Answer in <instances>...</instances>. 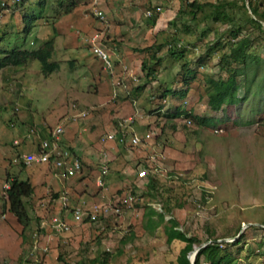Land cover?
<instances>
[{"label":"rangeland","instance_id":"374dc122","mask_svg":"<svg viewBox=\"0 0 264 264\" xmlns=\"http://www.w3.org/2000/svg\"><path fill=\"white\" fill-rule=\"evenodd\" d=\"M39 1L12 4L0 19L2 46L33 48L54 36L56 49L52 60L60 63V68L48 75L42 73L39 60H32L18 70L0 71V264H93L91 259H102L106 251L110 254L107 264H178L177 257L185 243L180 240L168 243L164 225L150 231L145 225V205L166 212V219L172 216L178 219L183 231L198 237L194 247L211 243L212 236L233 242L247 223H258L251 225L260 227L259 223L264 222V96L255 94L257 84L247 93L242 77L239 78L241 101L226 105L218 112L207 105L205 76L227 78L226 71L218 65L222 50L206 53V44L227 28L223 23L226 19L213 20L214 13L218 14V11L213 13L214 5L222 0H201L212 4L199 14V30L193 28L187 36L168 24L187 0H78V7L71 14L58 18L54 12L58 0H45L43 10L38 7ZM95 8L104 12L103 18L97 16ZM151 8L159 13L154 26L147 15ZM25 15L38 16L37 25L27 37L21 33L27 23ZM178 26H183L182 19ZM54 27L57 34H53ZM204 28L211 30L200 40L199 33ZM96 33L109 51H114L115 70L121 68L126 74L123 79L128 77L129 81L119 79L115 84L114 75L92 56L91 41ZM174 36L179 38L175 47L180 43L186 47L185 59L194 63L199 57H206L197 78L188 85L182 80L183 58L171 57L168 46L155 54L160 57L157 63L150 59L149 52L140 51L154 43L171 41ZM128 47L136 51L140 61L127 60L124 50ZM178 48L181 50V46ZM253 52L264 59L263 47L256 46ZM143 60L155 68V80L151 82L140 69ZM97 72L100 76L96 78ZM103 72L106 77L110 76L107 79L113 78L115 87L101 76ZM167 88L175 92L190 90L185 97L170 93L164 98L162 94ZM177 107L213 117L214 123L208 127L188 125L185 116L173 122L172 114ZM161 108H165L162 113ZM137 110L144 112L142 128L138 120H131ZM81 113L86 114L80 117ZM115 114L126 118L132 128L136 125L139 136L146 133L151 121L158 127L163 125L162 134L152 143L129 144V149L140 158L125 162V168L120 170L125 172L121 174L110 166L115 165L117 158L101 163V156L97 154L99 151L107 156L106 151L114 148L109 145L111 139L104 135L110 130L105 128L107 119ZM93 118H98L99 123L86 133L84 129ZM61 121L68 122L69 146L63 141L65 147L70 148V143L88 142V160L81 157L91 165L72 176L65 189L56 176L62 180L66 176L63 173L54 176V168L58 169L54 164L34 163L25 170L17 165L28 152L29 141L40 147L47 139L46 132L30 135L27 129L37 126L46 131ZM74 128L82 132L76 135ZM152 149L160 152V161L164 163L154 178L156 189L136 184L135 171L147 165L143 159ZM124 150L127 152L125 147ZM13 159L16 160L13 162ZM103 164L110 167L104 188L97 184ZM26 173L33 181L35 192L27 202L31 223L24 230L8 210L4 190L9 177L26 176ZM129 189H133L134 199L125 202L119 213L110 211L96 222L73 220L76 208L91 211L97 205L123 197ZM62 196L67 197V207L62 206ZM81 196L87 198L83 201ZM57 216L69 223V229L54 228L52 220ZM246 227L243 238H236L243 243L228 246L229 256L235 253V264H264V245L261 246L264 229ZM131 233H135V238L124 244L123 240Z\"/></svg>","mask_w":264,"mask_h":264},{"label":"trees","instance_id":"16d2710c","mask_svg":"<svg viewBox=\"0 0 264 264\" xmlns=\"http://www.w3.org/2000/svg\"><path fill=\"white\" fill-rule=\"evenodd\" d=\"M44 1L45 0H40L38 2V7L40 6L42 10L45 8L46 4L43 3ZM248 1L252 13L249 12L250 9L246 4V0H222L217 5H214L215 10L213 13L218 11V14L214 13L213 20L217 22H220L223 19L227 20L225 22L222 21L224 24H227V28H225L223 32H218L219 35L215 40L209 41L206 44L207 55L213 54L218 50H222V53H220L218 58V65L222 71H226L227 73L226 79L222 77L214 78L209 75L205 76L206 94L208 96L207 105L214 112L223 110L226 105L237 104L243 99L239 96V89L241 87L239 78L242 77L244 78L243 85L245 86L244 88L247 93L252 88V85L257 84V91L255 94L258 93L264 96V59H262L260 55L253 52V49L256 48V46L264 48V0ZM78 4V0H58L57 5L54 8L55 15L58 18L62 15L70 14L78 7ZM210 4L212 3H208L207 1L187 0L186 5L178 10L175 17L168 21V24L171 27H176L183 31L184 36L190 35V33L193 32V28L199 30V14L204 10L205 6ZM149 10L152 11L150 23L154 26L159 18V13L155 11V8H151ZM25 16L27 23L21 30V33H24L23 35L27 37L32 32L34 26L37 25L35 22L38 16ZM207 17L208 16H205V18ZM180 19H182V27L178 26ZM234 22H236V25H233ZM207 30L210 32L211 29L204 28L201 30V33H199L200 40H204L206 38V35H208ZM244 30H246V32ZM178 41L179 38L174 36L171 41H165L158 44L154 43L140 49V51L145 53L149 52L150 59L153 63H157V61L159 62L160 57H156L155 54L161 51L164 47L168 46L167 52L171 57L175 59L183 58L181 62V69L183 70L182 80L185 85H188L192 79L194 80L197 78L199 68L205 64L206 57L201 56L194 63L191 59H185L184 54L186 49L184 48L186 47H182L183 43H180L181 50L178 48L180 46H174V44ZM55 44L56 39L54 36L45 39L40 45L33 48H22L19 46L8 48V45L7 47L2 46L3 42L1 41L0 71L5 68L18 70L20 67L25 66L32 60H39L43 74L48 75L53 73L60 68V63L52 60L55 52ZM192 64H195V66H192ZM141 69L149 82L155 80V68L150 67L147 61L143 60ZM138 89H141V87ZM189 90V88H185L184 90L175 92L172 89L167 88L163 92L162 96L166 98L170 93H178L181 97H185L189 93ZM173 116L176 118L179 116H185L186 121H191L190 124L187 122L188 125L196 123L199 126L208 127L214 123L213 117H206L192 111L178 109V107L176 108L175 113L172 114V117ZM71 151L73 152V150ZM80 160L82 159L80 158ZM160 162L159 155H157L156 162H150L149 156L147 166L155 173H151L154 175L153 177L149 174L150 180L148 182V187L151 189H156V181L154 178H156L155 176H158L156 173L161 170ZM17 165H19L21 170H25L27 168V165L23 161L17 163ZM34 192V184L28 174L26 176H14L8 178V186L4 190L6 206H8V210L23 226L24 230H26L31 223V217L27 209V202L32 197ZM129 192L132 194L134 199L133 189H129ZM204 198H206L205 195ZM64 206L67 207L66 205ZM167 209L168 212L171 211L170 208ZM144 218L146 219L145 225L150 231H154L159 226L164 225L168 243H172L174 240L184 242L185 245L181 248L177 257L178 264H190L188 257L189 252L193 249L194 244L199 242L198 237L196 235H188L187 232L180 228V222L178 219L173 216L166 219V212L159 211L150 205H145ZM249 228L264 229V225H261L260 227L250 225ZM237 234H239V232ZM243 234H241L242 238ZM132 238H135V233H131L130 237L123 240V243L127 244ZM218 238L220 239V237ZM218 238H214L213 236L209 238L212 239V242L205 245L198 251L195 264H202L203 262H206V264H235L237 258L234 256V252L231 253L232 256H229L230 252L228 251V246H232L230 244H233V246L239 243L242 244L243 241L241 239H236L233 242L229 241L230 243L227 241L219 242L217 241ZM263 245L264 242H262L261 246ZM109 256L110 254L106 251L102 259L95 257L91 259V262L93 264H107L110 260Z\"/></svg>","mask_w":264,"mask_h":264},{"label":"built area","instance_id":"2783aa9c","mask_svg":"<svg viewBox=\"0 0 264 264\" xmlns=\"http://www.w3.org/2000/svg\"><path fill=\"white\" fill-rule=\"evenodd\" d=\"M24 0H11V2H7L6 0H0V19L10 10L11 5L21 4ZM161 10V8H157ZM95 12L98 17L103 18L104 12L101 9L95 8ZM152 11L148 10L147 15L151 16ZM100 34L96 33L91 41L92 50L94 54L102 60L104 67L106 69H112V60L110 58L109 51L102 45L100 38ZM80 117H84L86 113H81ZM143 117V113L138 112L135 115V118H131L132 121L135 119ZM77 118L74 117V120ZM189 124L191 123L190 120L187 121ZM65 132V126L63 123L58 124L53 129H51L49 135L47 136L46 141H44L41 146L39 147L38 155L36 153H27L24 155V161L27 164H30L34 161L40 162H51L54 164L66 177H72L76 174L80 173L83 170V162L80 158L75 155L70 148L65 147L62 141V136ZM106 139H118L120 143H127V141L132 145H140L146 144L152 138V133L148 132L144 136H139L138 134L128 135L126 132H111L105 135ZM103 138V139H104ZM16 159H13L15 161ZM157 155L152 154L150 155V162H156ZM153 165V164H152ZM109 172V168L106 164H103L101 168V174H99L97 179V184L104 188L106 186L105 177ZM137 176L139 178L147 179L149 177V167L147 165H143V167L137 171ZM126 197V198H125ZM133 196L132 194L127 191L126 194L121 198L117 199L116 201H112L109 203H102L97 205L91 211H84L82 208L78 207L74 210L73 213V220L76 223H81L84 220H88L90 222H96L99 217L108 216L110 211L114 213H119L121 211L122 206L125 202L132 201ZM67 197L63 196V204L68 206ZM71 223V222H70ZM52 224L56 230H67L69 229L70 225L67 221L61 219L60 217H54L52 220ZM202 264H206L203 262Z\"/></svg>","mask_w":264,"mask_h":264},{"label":"crops","instance_id":"0c3cea01","mask_svg":"<svg viewBox=\"0 0 264 264\" xmlns=\"http://www.w3.org/2000/svg\"><path fill=\"white\" fill-rule=\"evenodd\" d=\"M71 14V13H70ZM7 18V17H6ZM53 34H57V28L56 27H54V29H53ZM102 43V42H101ZM102 45L109 51V49L107 48V46L106 45H104L103 43H102ZM55 49H56V44H55ZM91 50H92V47H91ZM109 53H110V58H111V60H112V69L111 70H108V69H106L107 70V72L108 73H110V74H113L114 75V82H117V83H115V84H118V81H120L121 80V82H124V81H129V78L128 77H126L125 79H123L125 76H126V74L125 73H123V71H122V69L121 68H119V69H117L116 68V70H115V68H114V62H113V55H114V51L113 52H110L109 51ZM111 53H113V54H111ZM92 56H95L99 61H101L102 62V60L101 59H99V57H97L95 54H94V52H93V50H92ZM124 55L126 56V58H127V60H129V61H132V60H134V62L135 63H137L138 61H140V59H139V57H138V55L136 54V51L134 50V49H131L130 47H128L127 48V50H124ZM71 63H73V61L71 62ZM103 63V62H102ZM140 69H141V66H140ZM142 70V69H141ZM96 75L97 76H94V77H98V76H100V73H96ZM140 75L141 76H143V72H141L140 73ZM101 76H103L104 77V79H106L107 81H108V83H110L111 84V86H112V81H113V78L111 79V80H109V79H107V78H110V76L107 74V77H106V74L103 72L102 73V75ZM121 76V77H120ZM120 79V80H119ZM106 81V82H107ZM120 83V82H119ZM114 84V85H115ZM112 86V88L113 87H115V86ZM144 111H145V109H143ZM161 111V113H162V110H165V108H161L160 109ZM138 112H141V113H143V117H141V118H138V119H136V120H138V122H140V124H139V127H141L142 128V124L143 123H145V118H144V112L143 111H140V110H137L136 111V113H135V115L138 113ZM115 113V111L113 112V114ZM157 113H159V112H156V114ZM112 116V115H111ZM109 117L108 119H107V123L105 124V128L107 129H110L109 130V132L107 133V134H109V133H111V132H126L128 135H133V134H137V127H136V125H134V128H132V125H129L127 122H126V118H124V117H120L118 114H115V115H113L112 117ZM123 118V120H121V121H119L120 119H122ZM100 119V118H99ZM98 120V118H93L92 119V122H88L89 123V127L87 128L86 127V129H84V130H87L86 131V133L87 132H89L90 131V129H95L96 128V125L99 123V121H97ZM176 120H178V118H173V122H176ZM131 122V121H130ZM61 123H63L64 124V126H65V132H64V134H63V136H62V141H64L67 145H68V143H67V141L69 142V139H68V137L66 136V132H67V128H68V122L67 121H61ZM110 123V124H109ZM58 124H60V123H56L55 125H53V127L51 128V129H53L55 126H57ZM150 124H151V126H150V128L146 131V133L145 134H147L148 132H151L152 133V138L149 140V142L148 143H152L153 141H154V139H156V137L158 136V135H160V134H162V132H163V125L162 126H160V127H158L157 126V124L156 123H154V121H151L150 122ZM36 128H38L37 126H35ZM127 127H128V129H127ZM73 128V127H72ZM39 129V131H41V132H46L47 133V136L49 135V133H50V130L51 129H48V130H46V131H44V130H42V129H40V128H38ZM28 131H27V133L29 132V128L27 129ZM71 132V131H70ZM74 132H75V134L76 135H79L82 131H81V129H78V128H74ZM26 133V132H25ZM40 134H42V133H40ZM107 134H105V135H107ZM139 134V133H138ZM144 134V135H145ZM104 135V136H105ZM144 135H141V136H144ZM64 137V138H63ZM116 140V141H115ZM112 141V142H111ZM111 141H109V145H111V146H114V148H111L110 147V149L109 150H107L106 152H107V156H105V155H103L101 152H99V151H97V154L99 155V156H101V163H102V161L103 162H105V161H107V162H110V160H113V159H116L117 158V160L115 161V165L114 164H110V166L112 167V169H114V171H116L118 174H121L122 172H125L124 170L121 172L120 170L121 169H124L125 167H124V164H125V162H127V161H129V160H132V161H138V159L140 158V157H138L137 156V153H135V152H133L132 150H130L129 149V142L128 143H126V144H122V143H120L119 142V140L118 139H111ZM96 142H98V140L96 141ZM71 144V146H70V148L73 150V153L74 154H76V155H78L81 159H82V162H83V158L82 157H84V160H88V148H89V146H88V142H86L85 140L84 141H81V142H75V143H70ZM89 144H91V142L89 143ZM147 144V143H146ZM120 145H122V146H120ZM69 146V145H68ZM124 147H125V149L127 150V152L124 150ZM36 150V144L35 143H33V144H31V141H29V150H28V152H34ZM120 151V152H119ZM27 152V153H28ZM24 153V152H23ZM141 153H146L145 151H142L141 150ZM156 154L157 153V155L159 154V156L161 157V154H160V152H158V151H156V150H154V149H152V151L150 152V153H148V154H146L145 155V157H144V161H146V163L148 162L147 161V156L149 157L151 154ZM96 154V153H95ZM92 155V154H91ZM82 156V157H81ZM98 157V156H97ZM100 158L98 157V160H99ZM84 163H85V165L86 166H84ZM90 163H87V162H83V169H84V167L85 168H90L89 166H91V165H89ZM161 164L162 165H164V163H163V161H161L160 162V167H161ZM49 165H52V163H50ZM54 171L55 172H53L54 173V176H56L55 175V173L56 174H61L62 172H61V170H59V169H55L54 168ZM109 171H110V167H109ZM52 173V174H53ZM109 173V172H108ZM135 173H136V175H137V171H135ZM155 174V173H153V171H152V169H149V174ZM99 174H101V168L99 169ZM99 174L97 175V179H98V176H99ZM129 174H131V172H129ZM151 174V175H152ZM108 175V174H107ZM150 175V176H151ZM154 175H152L151 177H153ZM155 177H157V176H155ZM56 178H59L60 180H61V186H62V188H64L65 189V184L66 185H69V183L68 182H70L71 181V179H72V177H66V178H64V180H62V178L61 177H57L56 176ZM149 177L147 178V179H145V178H139L138 176H137V185H143V186H147V188H148V185H149ZM51 181H54V182H56L57 181V179H52ZM71 186V185H70ZM99 186V185H98ZM100 187V186H99ZM113 187V186H112ZM105 189H108V186L105 188ZM111 189V188H110ZM129 191V190H128ZM126 194V193H125ZM81 200H83L84 201V199L85 198H87L86 196H81V197H79ZM122 198V197H121ZM121 198H119V199H121ZM61 199L63 200V196L61 197ZM114 201L115 200H117V197L115 198V199H113ZM62 203V206H63V202H61Z\"/></svg>","mask_w":264,"mask_h":264},{"label":"water","instance_id":"95a60500","mask_svg":"<svg viewBox=\"0 0 264 264\" xmlns=\"http://www.w3.org/2000/svg\"><path fill=\"white\" fill-rule=\"evenodd\" d=\"M246 4H247L248 8L250 9V12L252 13V10H251V8H250V6H249V1H248V0H246ZM251 224H258V223H247V224L244 225V226L246 227L247 225H251ZM259 224L264 225V223H259ZM245 227H242V229L240 230V232H239V234L237 235V237H234V238H235L234 240H236V238H238L239 236H241V234L243 233ZM217 241H219V242L227 241V238H220V239H217ZM207 243H208V242H205V243H203V244H201V245H199V246H195V247H193V249L189 252V256H188V257H189V260H190V264H195V259H196V255H197L198 251H199L202 247H204L205 245H207Z\"/></svg>","mask_w":264,"mask_h":264},{"label":"bare ground","instance_id":"6f19581e","mask_svg":"<svg viewBox=\"0 0 264 264\" xmlns=\"http://www.w3.org/2000/svg\"><path fill=\"white\" fill-rule=\"evenodd\" d=\"M37 131H39V129L38 128H36L35 126H33V127H31L30 129H29V132H28V134H30V135H35L36 134V132ZM39 147H36V150L34 151V152H28V153H36L37 154V152L39 153ZM25 154H27V153H25ZM25 154H23L22 155V161L26 164V165H31V164H34V163H48V164H50L51 162H40V161H34V162H32V163H30V164H27L25 161H24V155Z\"/></svg>","mask_w":264,"mask_h":264},{"label":"clouds","instance_id":"9594fccd","mask_svg":"<svg viewBox=\"0 0 264 264\" xmlns=\"http://www.w3.org/2000/svg\"><path fill=\"white\" fill-rule=\"evenodd\" d=\"M246 228H247V227H246ZM247 243L249 244V242H248V241H247ZM248 244H247V245H248Z\"/></svg>","mask_w":264,"mask_h":264}]
</instances>
